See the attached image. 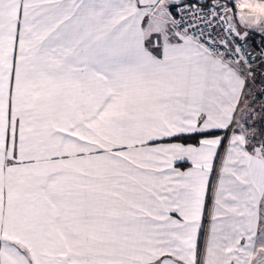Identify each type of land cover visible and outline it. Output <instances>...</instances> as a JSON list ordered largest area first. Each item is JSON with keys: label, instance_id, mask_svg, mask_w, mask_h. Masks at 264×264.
<instances>
[{"label": "snow or ice", "instance_id": "1", "mask_svg": "<svg viewBox=\"0 0 264 264\" xmlns=\"http://www.w3.org/2000/svg\"><path fill=\"white\" fill-rule=\"evenodd\" d=\"M0 264H264V0H0Z\"/></svg>", "mask_w": 264, "mask_h": 264}]
</instances>
